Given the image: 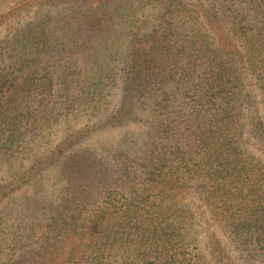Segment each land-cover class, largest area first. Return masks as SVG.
<instances>
[{
    "label": "trees",
    "instance_id": "obj_1",
    "mask_svg": "<svg viewBox=\"0 0 264 264\" xmlns=\"http://www.w3.org/2000/svg\"><path fill=\"white\" fill-rule=\"evenodd\" d=\"M0 29V162L18 169L0 203L53 169L66 182L27 264H208L204 214L264 264V158L247 149L264 154V0H0Z\"/></svg>",
    "mask_w": 264,
    "mask_h": 264
},
{
    "label": "rangeland",
    "instance_id": "obj_2",
    "mask_svg": "<svg viewBox=\"0 0 264 264\" xmlns=\"http://www.w3.org/2000/svg\"><path fill=\"white\" fill-rule=\"evenodd\" d=\"M5 35V31L0 29V39ZM87 118H80L81 125L99 123L96 119L92 121ZM137 132V133H136ZM137 138L139 131L129 132ZM110 133L101 139H95L91 145L95 147L103 146L109 148L113 142L118 138V133ZM120 135V137H122ZM48 144L41 147V152L46 154L54 150L58 143V136L51 135ZM121 139V138H120ZM252 154L263 159L264 154L261 149L251 144L247 148ZM112 154V152H109ZM27 163V161H26ZM18 167V165H16ZM18 169L14 166H8L4 161L0 162V187L16 175ZM47 181L44 180L45 188L42 191H36L34 188H25L23 190L13 193L10 197L5 198L0 203V264H27V259L34 255L41 248L42 232L40 225H42L41 208L46 209L47 216L51 212L50 203L58 205L61 202V190L66 183L60 181L59 171L53 169L46 174ZM40 202V204H38ZM39 231V232H38ZM197 240L192 247H196L195 253L204 257L208 264H214L210 255L209 243L211 239H217L226 247L229 254L235 259L237 264H246L245 259L239 257L238 252L232 246L231 240L222 228L215 225L211 221L209 215L204 214L199 221L197 227ZM205 264V262H204Z\"/></svg>",
    "mask_w": 264,
    "mask_h": 264
}]
</instances>
